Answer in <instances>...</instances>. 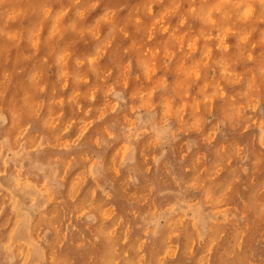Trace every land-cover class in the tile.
Listing matches in <instances>:
<instances>
[{
	"label": "clouds",
	"instance_id": "1",
	"mask_svg": "<svg viewBox=\"0 0 264 264\" xmlns=\"http://www.w3.org/2000/svg\"><path fill=\"white\" fill-rule=\"evenodd\" d=\"M0 264H264V0H0Z\"/></svg>",
	"mask_w": 264,
	"mask_h": 264
}]
</instances>
